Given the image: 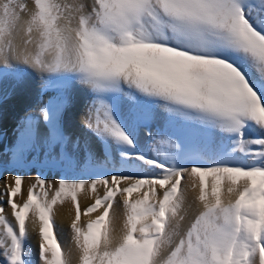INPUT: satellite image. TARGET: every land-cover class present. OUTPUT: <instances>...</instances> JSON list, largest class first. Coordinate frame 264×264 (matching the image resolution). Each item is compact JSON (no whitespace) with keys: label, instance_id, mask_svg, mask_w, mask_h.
<instances>
[{"label":"snow or ice","instance_id":"6c2138e0","mask_svg":"<svg viewBox=\"0 0 264 264\" xmlns=\"http://www.w3.org/2000/svg\"><path fill=\"white\" fill-rule=\"evenodd\" d=\"M28 70L38 107L8 155L68 174L6 185L0 264H73L65 202L77 264H264V0H0V85ZM77 91L83 137L66 130Z\"/></svg>","mask_w":264,"mask_h":264},{"label":"bare ground","instance_id":"6f19581e","mask_svg":"<svg viewBox=\"0 0 264 264\" xmlns=\"http://www.w3.org/2000/svg\"><path fill=\"white\" fill-rule=\"evenodd\" d=\"M13 76L14 73L9 72L7 78H4L2 85H0V88H2L3 92L8 94L4 99L2 105V112H3L2 131L5 134V139L0 143V149L4 150V154H0V194H2L1 190L3 191L6 190V185L13 184V176L19 173L25 177L22 188H23V194L26 197L30 185L35 182V177L38 174H42V173H40L38 170L34 168L25 171L24 170L14 171L11 167V166L14 167V165L11 162V158L8 155V153H10V145L12 144L13 140L16 138L17 135L16 132L17 121L21 119L29 109L38 107L39 77L35 72L28 70L27 77L24 83L20 87H17L13 92L12 91L14 85ZM51 94H52L51 92L46 93L44 99H47L48 96ZM74 96H75V107L73 109H70L65 117L66 130L69 133H71L74 137L75 136L83 137L85 135V132L82 127L83 125L82 117L84 114V105L86 104L87 97L80 91L75 92ZM12 112L15 116L11 115ZM140 135H141V140L144 141L145 137L143 130H141ZM93 146L98 152L100 151V146L95 141H93ZM35 165L46 167L43 164H35ZM30 166H34V164L29 163L19 167L26 168ZM61 173L62 172H58V171L46 172L47 180L51 182H56L60 179L61 176H64ZM97 173H91V174L97 175ZM190 184H191L190 178H187L186 181H182V187H185L186 189V196L189 203L192 202V198L195 195V193L191 192L190 190ZM98 190H99V194L102 195L103 188L98 186ZM51 194L52 192L50 191V195ZM133 195L135 197L136 194L134 193ZM1 199L0 202H4L7 200V196L4 195L3 201ZM16 200L18 203L22 202L19 196L16 198ZM79 200L82 210L93 202L90 196H85V195H81L79 197ZM196 208L198 209L199 206L197 205ZM116 211L118 215L116 227L117 229H119V227L122 225L123 222L122 210L117 207ZM6 212L10 213V208L6 207ZM55 212H56L55 222L60 230V239H62L66 247L72 251L73 264H77L76 261L77 253L75 252V247L71 240L72 233L70 228L72 219L74 218L73 206L70 202H65L62 205L58 204L55 208ZM191 215L192 212L190 211L189 216L185 220L183 225L185 229L188 226V223L191 219ZM94 216L95 214H93V218ZM81 219H82V223L86 220V218L83 216ZM28 229L30 234L29 242L30 244H32L34 250L33 257L34 259H36V257L38 256V244H39L38 229L34 230L30 222L28 223Z\"/></svg>","mask_w":264,"mask_h":264},{"label":"rangeland","instance_id":"374dc122","mask_svg":"<svg viewBox=\"0 0 264 264\" xmlns=\"http://www.w3.org/2000/svg\"><path fill=\"white\" fill-rule=\"evenodd\" d=\"M11 115H14L13 114V112H12V114ZM15 116V115H14ZM69 118V117H68ZM4 139H5V134H4V132H3V135H2V138H0V143L2 142V141H4ZM0 154H4V150H2V149H0ZM12 167V169L14 170V171H16V170H28V169H31V168H34V169H36V170H38L40 173H42V175L47 179V175H46V172H55V171H58V172H62L61 174L62 175H66L67 173L66 172H64V171H62V170H58V169H55V168H46V167H42V166H40V165H34V166H30V167H16V166H11ZM11 169V170H12ZM2 172V171H1ZM75 174V173H74ZM99 173H97V175H98ZM90 175H93L94 176V174H90ZM5 191V190H4ZM4 191L3 190H1V193H4ZM1 197H2V199H1ZM3 197H4V195H1L0 196V199L3 201ZM28 243H29V245H31L32 246V244H30V242L28 241ZM33 247V246H32ZM34 258V257H33Z\"/></svg>","mask_w":264,"mask_h":264}]
</instances>
